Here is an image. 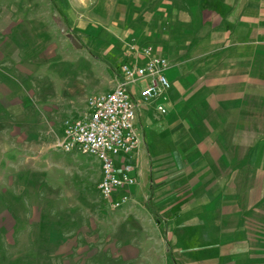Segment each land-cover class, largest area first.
<instances>
[{"label": "crops", "instance_id": "0c3cea01", "mask_svg": "<svg viewBox=\"0 0 264 264\" xmlns=\"http://www.w3.org/2000/svg\"><path fill=\"white\" fill-rule=\"evenodd\" d=\"M142 1L120 9L116 38L132 46L119 64L144 63L149 46L170 87L153 106L132 87L144 188L130 197L168 230L179 264H264V0Z\"/></svg>", "mask_w": 264, "mask_h": 264}, {"label": "rangeland", "instance_id": "374dc122", "mask_svg": "<svg viewBox=\"0 0 264 264\" xmlns=\"http://www.w3.org/2000/svg\"><path fill=\"white\" fill-rule=\"evenodd\" d=\"M123 1L0 0V264H179L168 230L130 194L118 208L101 197L95 157L56 146L114 85L132 46L116 38ZM237 256L203 260L248 257Z\"/></svg>", "mask_w": 264, "mask_h": 264}, {"label": "built area", "instance_id": "2783aa9c", "mask_svg": "<svg viewBox=\"0 0 264 264\" xmlns=\"http://www.w3.org/2000/svg\"><path fill=\"white\" fill-rule=\"evenodd\" d=\"M142 54L146 57L142 64L118 65L112 89L88 98L85 115L68 120L56 144L64 153L77 151L95 157L100 165L97 188L112 208L128 201L129 188L136 183L131 154L139 146L135 128L138 103L132 87L139 84L142 103L163 100L170 87L164 74L167 59L154 54L149 46L142 49ZM157 110L164 112L163 104H158Z\"/></svg>", "mask_w": 264, "mask_h": 264}]
</instances>
